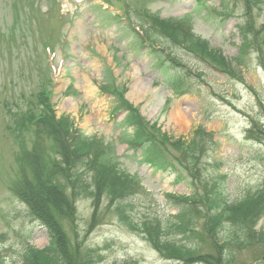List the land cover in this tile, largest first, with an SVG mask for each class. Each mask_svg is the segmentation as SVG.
Masks as SVG:
<instances>
[{"label":"rangeland","instance_id":"rangeland-1","mask_svg":"<svg viewBox=\"0 0 264 264\" xmlns=\"http://www.w3.org/2000/svg\"><path fill=\"white\" fill-rule=\"evenodd\" d=\"M261 2L255 9L257 25L264 23V0ZM227 8L233 12L230 17L217 13L221 10L220 0H0L2 264H21L19 253L28 245L42 249L49 243L46 229L27 216L25 205L11 191L19 179L20 144L5 130L11 121L10 111L20 115L29 110L26 103L42 87L53 91L58 116L69 115L85 136L100 138L119 169L141 184L142 190L131 201L136 223L160 221L166 227L165 233L171 230L170 224L182 207L167 194L196 195L199 203L194 210L203 207L205 188L200 179L192 178L191 172L178 163V152L162 151L165 163L159 169L146 160L147 147L154 145L161 151L163 133L175 140L189 139L199 126L214 133L219 145L215 148L210 143L202 156L201 180L217 172L222 164L231 201L264 188V136L260 134L264 128V68L253 50L246 55L245 67L236 65L234 58L242 41L240 23L245 21L243 4L235 6L230 0ZM146 11L161 19L181 20L184 28H190L211 48L221 51L238 79L179 42L153 32L156 46L173 52L186 67L170 59L168 64L156 66L165 55L152 52L155 50L140 40L138 29L134 30L140 25L148 27L138 15L149 24ZM127 19H132L133 24ZM187 71L191 72L189 92L178 95L173 83ZM103 83L111 91L126 89L125 101L138 107L144 120L160 130H148L149 134L154 132V141L147 139L149 143L141 148L130 145L135 129L128 122L129 113L124 106L115 111L120 103L115 95L100 92ZM135 86L139 91L134 92ZM250 131L253 137L248 138ZM33 134H25L24 147H31ZM106 205L104 202L96 227L91 230L92 200L81 198L76 221L68 227L70 234L73 229L78 231L85 240L84 247L100 251L104 258L100 264H179L165 259L143 235L108 215ZM205 215L202 210L190 214L200 232ZM256 228L264 230V216ZM166 237L196 244L202 234L186 239L170 231ZM257 245L236 249L237 263L257 264L264 252L262 244ZM204 250L211 251L207 244Z\"/></svg>","mask_w":264,"mask_h":264},{"label":"trees","instance_id":"trees-1","mask_svg":"<svg viewBox=\"0 0 264 264\" xmlns=\"http://www.w3.org/2000/svg\"><path fill=\"white\" fill-rule=\"evenodd\" d=\"M244 1L248 15L244 29L260 38V29L254 24L253 7H258L261 0ZM151 17L152 27L159 28L172 40L177 37L181 30L179 25ZM152 29L146 30L149 32ZM148 38L150 39L149 36ZM187 40L190 42V49L212 60L222 71L234 76L226 59L220 53L210 50L205 41L191 35ZM250 43L261 46L262 41L252 40ZM250 48L255 46H248L244 38L240 56L236 58L238 64L243 62ZM189 80L187 73L175 79L178 94L188 92ZM100 90L117 97L120 104L116 105V112L122 106L128 111V122L135 129V139L130 141V145L141 148L149 143L147 139L154 141V132L159 133L160 130L156 126H150L138 110L125 101L123 90L114 88L111 91L109 86H102ZM50 97L51 93L47 89L39 91L33 96L34 101H30L35 110H28L17 119L18 113H13L14 125L7 126V130H10L20 144V155L17 159L19 179L11 191L25 205L27 216L43 226L49 236V243L45 248L28 245L21 251V264L103 262L98 249L84 247L85 240L80 238L76 229H73L72 234L68 231V227L74 224L78 216L77 202L81 198L92 200L94 212L91 230L96 227L102 212L100 208L106 202L108 215L117 218L130 231L143 235L165 259L179 264H239L236 261V249L242 250L255 243L262 244L264 250V230L258 231L256 228L264 216V188L240 200L231 201L226 186L227 174L221 172L222 164L218 165L217 172L207 176L204 181L201 180L202 156L210 143L215 148L219 145L214 140V133L197 127L193 129L189 139L179 140L161 134V151L154 145L146 148V160L156 169L165 163L161 160L162 151L169 154L173 149L178 152L181 156L178 163L191 172L192 178L200 179L205 188L201 210L206 215L203 216L202 231L195 227L193 216H190L192 211L195 213L193 208L199 202L197 196L169 194L168 197L180 204L182 209L175 216V222L170 224L171 230L165 233L166 227L160 221H147L142 224L134 221L131 201L141 190L140 183L134 177L123 173L116 161L110 160L112 157L102 141L96 137L84 136L75 128L74 121L69 116L57 118ZM148 130L154 132L149 134ZM31 132H34L31 147L26 144L24 147V136ZM201 210L196 209V213ZM170 231L184 235L186 239L198 238L199 234L202 237L196 244L185 243L176 239L169 240L166 235ZM206 244L210 252L204 250ZM2 263L0 256V264ZM257 264H264V252Z\"/></svg>","mask_w":264,"mask_h":264},{"label":"bare ground","instance_id":"bare-ground-1","mask_svg":"<svg viewBox=\"0 0 264 264\" xmlns=\"http://www.w3.org/2000/svg\"><path fill=\"white\" fill-rule=\"evenodd\" d=\"M136 86H137V85H136ZM136 86H135V87H136ZM136 89L139 91L138 87H136V88L134 89V92L136 91Z\"/></svg>","mask_w":264,"mask_h":264}]
</instances>
